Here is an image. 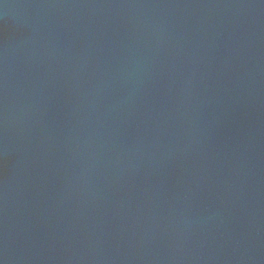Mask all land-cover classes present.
I'll return each mask as SVG.
<instances>
[{
    "label": "water",
    "instance_id": "1",
    "mask_svg": "<svg viewBox=\"0 0 264 264\" xmlns=\"http://www.w3.org/2000/svg\"><path fill=\"white\" fill-rule=\"evenodd\" d=\"M0 264H264V0H0Z\"/></svg>",
    "mask_w": 264,
    "mask_h": 264
}]
</instances>
